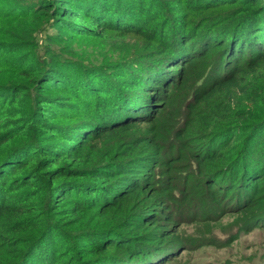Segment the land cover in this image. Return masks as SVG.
Returning <instances> with one entry per match:
<instances>
[{
    "label": "trees",
    "instance_id": "obj_1",
    "mask_svg": "<svg viewBox=\"0 0 264 264\" xmlns=\"http://www.w3.org/2000/svg\"><path fill=\"white\" fill-rule=\"evenodd\" d=\"M261 128L264 0H0V264H155L169 250L143 228L167 231L176 201L264 202L242 155Z\"/></svg>",
    "mask_w": 264,
    "mask_h": 264
},
{
    "label": "rangeland",
    "instance_id": "obj_2",
    "mask_svg": "<svg viewBox=\"0 0 264 264\" xmlns=\"http://www.w3.org/2000/svg\"><path fill=\"white\" fill-rule=\"evenodd\" d=\"M135 24L130 23L128 26L133 25L139 28L146 26L144 22ZM157 30V34H159L160 29L158 28ZM49 31L56 32L58 29L51 28ZM260 35L263 37L262 33ZM73 36L70 37V43H73L72 45L76 49L83 51L87 49V43L90 41L96 42L84 35L73 34ZM65 43H60L59 47L60 45H65ZM112 43L118 45V47L138 45V48H142V52H147L152 47L153 49L158 47L155 41L147 38V33L141 35L136 33L130 34L125 40H122L119 34L112 33ZM110 50L116 51L117 49L112 47ZM189 50L192 51V49ZM80 55L85 56L81 52ZM146 55L150 54L146 53ZM150 59L147 58L145 60ZM199 71L200 69L194 71L190 83H193L192 80L195 75H198ZM127 73H131V71ZM130 75L131 77L126 81L124 80L125 78L123 79L125 85L128 81H136L133 80L132 76L139 77L135 72ZM180 92L183 94V91ZM180 99L181 97L178 96L175 102ZM175 102L168 109L164 110L166 112L159 119L160 121L169 123L178 118ZM149 127L150 124L146 123L142 125L141 129L145 133L149 131ZM184 143H182L181 154L185 156L186 160H190L192 159L190 155L192 153L190 152V148H188L189 146H186ZM194 145L199 147L198 142H194ZM197 150L199 151L198 148ZM197 150L194 152L195 154ZM242 155L244 161L256 164L257 166H264V128L256 130L253 136H250L242 151ZM262 171L257 172L256 175L258 176L255 178H258ZM244 173L243 171L240 172V175L244 177H240L237 180L234 190H237V192L239 190L240 192L244 191L249 196L251 195V189L248 185L252 179L246 178ZM177 181L180 182L181 179ZM261 184L264 186V179ZM187 187L193 188L191 190L198 189L194 182L189 183ZM216 201L212 200V198H207L201 205H196V202L180 203V201H176L175 204L179 205V208H176L177 218L174 222H170L171 224L167 225V231L162 230L166 227L165 220L162 218L159 220L158 227L143 228L145 230L158 231L163 238V244L169 250L166 257L155 264H264V207H260L264 202H260L255 211L252 210L253 212L246 213L245 210H242L244 203H246L244 200L238 201L240 205L237 207H235L236 204L234 203L238 202H233L234 205H226L224 209L213 204L217 203Z\"/></svg>",
    "mask_w": 264,
    "mask_h": 264
}]
</instances>
